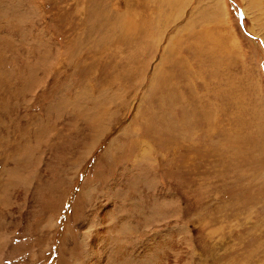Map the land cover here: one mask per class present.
<instances>
[{
	"label": "rangeland",
	"instance_id": "rangeland-1",
	"mask_svg": "<svg viewBox=\"0 0 264 264\" xmlns=\"http://www.w3.org/2000/svg\"><path fill=\"white\" fill-rule=\"evenodd\" d=\"M0 264H264V0H0Z\"/></svg>",
	"mask_w": 264,
	"mask_h": 264
},
{
	"label": "bare ground",
	"instance_id": "bare-ground-1",
	"mask_svg": "<svg viewBox=\"0 0 264 264\" xmlns=\"http://www.w3.org/2000/svg\"><path fill=\"white\" fill-rule=\"evenodd\" d=\"M149 23H150V22H149ZM92 27H93V26H92ZM137 28L139 29V27H137ZM145 28H146V27H145ZM93 29H94V31H95V28H93ZM146 29H147V28H146ZM146 29H145V30H146ZM90 30H91V29H90ZM142 31H144V30H142ZM89 32H90V31H89ZM104 41H106V40H104ZM116 42H117V41H116ZM116 42H115V43H116ZM106 43H107V41H106ZM100 44H101V43H100ZM107 44L111 45L110 42H108ZM119 45H120V44H118V47H119ZM136 45H137V42H132V41H131V38H130V41H128V42L125 43L126 49H131L132 47L134 48V47H136ZM100 47H101V46H100ZM122 49H123V48H122ZM122 231H123V230H122ZM119 247H120V246H119ZM121 249H122V248H121ZM102 250H103V249H102ZM118 250H120V249H118ZM120 251H121V250H120ZM97 253H98V252H97ZM119 253H121V252H119ZM117 255H118V254H117ZM116 257H117V256H116ZM120 258H121V257H120ZM118 260H119V259H118ZM95 261L99 262V261H98V258L95 259ZM91 262H92V261H91Z\"/></svg>",
	"mask_w": 264,
	"mask_h": 264
}]
</instances>
